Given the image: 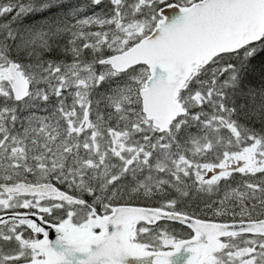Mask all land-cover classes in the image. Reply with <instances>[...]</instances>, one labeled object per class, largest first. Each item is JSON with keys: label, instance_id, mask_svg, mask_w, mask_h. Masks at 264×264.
<instances>
[{"label": "snow or ice", "instance_id": "1", "mask_svg": "<svg viewBox=\"0 0 264 264\" xmlns=\"http://www.w3.org/2000/svg\"><path fill=\"white\" fill-rule=\"evenodd\" d=\"M0 264H264V0H0Z\"/></svg>", "mask_w": 264, "mask_h": 264}, {"label": "water", "instance_id": "2", "mask_svg": "<svg viewBox=\"0 0 264 264\" xmlns=\"http://www.w3.org/2000/svg\"><path fill=\"white\" fill-rule=\"evenodd\" d=\"M170 223V222H169Z\"/></svg>", "mask_w": 264, "mask_h": 264}]
</instances>
